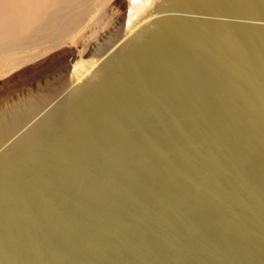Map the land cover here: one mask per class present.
Masks as SVG:
<instances>
[{"label":"bare ground","instance_id":"6f19581e","mask_svg":"<svg viewBox=\"0 0 264 264\" xmlns=\"http://www.w3.org/2000/svg\"><path fill=\"white\" fill-rule=\"evenodd\" d=\"M115 1L0 0V82L69 41L92 57L88 68L83 66L88 76L82 74L81 84L65 80L54 93L32 94L29 81L0 84V264H53L44 259L45 252L74 264L52 240L45 239L47 249L42 247L33 228H44L45 213L70 222L56 208L52 170L63 174L61 186L75 187L79 209L84 207L79 198L95 197L121 220L125 217L120 218L99 182L139 205L147 221L150 214L143 210L148 201L145 205L138 194H128L116 175L124 173L139 188L144 185L139 173L153 177L159 172L173 190L184 178L182 183L199 186L200 197L221 205L218 219L212 214L214 222L226 228L235 224L249 239L264 237V219H258L264 215V0H129L123 13L115 11ZM8 91L13 97L2 99ZM196 157L204 167L197 166ZM107 159L112 163L105 165ZM247 164L258 171L248 173ZM211 169L235 180L231 195L221 190V175ZM43 181L52 187L44 189ZM151 186L146 188L155 198L164 197L161 188ZM61 192L67 208L71 197ZM187 193L180 195L186 203ZM226 206L232 207L230 217ZM241 207L252 213L250 221ZM165 208L159 217L166 216ZM194 210L193 218L202 214ZM118 219L117 226L127 231ZM172 221H167L170 226ZM70 224L75 231L78 223ZM93 226L88 224L89 240L94 239ZM144 232H139L140 241L151 249ZM248 241L235 247L264 264L261 250L254 252ZM206 251L212 252L211 247Z\"/></svg>","mask_w":264,"mask_h":264},{"label":"rangeland","instance_id":"374dc122","mask_svg":"<svg viewBox=\"0 0 264 264\" xmlns=\"http://www.w3.org/2000/svg\"><path fill=\"white\" fill-rule=\"evenodd\" d=\"M128 1L129 0H116L113 3V8H115V11L117 10L118 13H123L126 10V7L128 6ZM116 8H118V9H116ZM105 33H106V30L103 33L104 40L107 39L106 36H104ZM101 42L102 41L92 42L91 44H92V46H94V45H98ZM84 45H85V43H84ZM91 58L92 57L88 53L82 52V45L81 44L69 41V42L61 45L59 50L54 52L49 57H41V59L30 62L29 65L27 64L22 69L18 70L17 72L12 73L6 79H2L0 84L4 81H8V80L11 81V85L15 84V83L20 84V83H24V82L29 81V83L32 84V86L30 87V89L32 90L31 91L32 94H37L38 92L39 93L42 92V94L54 93L62 86V84L65 82V80L66 81L68 80L69 83L76 82V83H78V85L81 84L82 83L81 79L82 78L85 79L88 76V74H85V71H86L85 68H88L89 64H87L88 63L87 61L90 60ZM81 66H82V68H80ZM75 67H77L76 72L74 74H72L71 77H70V75L67 77V73H69L70 71L72 72ZM82 74L84 76H86V75L87 76L84 78V76L82 77ZM83 79H82V81H83ZM4 88H7L6 85ZM10 97H13V95L10 94L8 91V94L6 96L2 97V99L8 100ZM198 158H200V159H198ZM198 158L197 157H196V159L194 158V161L196 160L195 162H196L197 166L201 167V168H202V166L204 167V165H205L204 160H202L201 157H198ZM55 161L59 162L58 160H55ZM107 162L109 164L112 163L111 159H107L105 165H107ZM223 162L228 164V162H227V160H225V158H224ZM94 163L95 162H93V164ZM166 163H168V162H166ZM180 163L181 162L179 159V164ZM244 167H245V165H244ZM245 168H246V171L248 169L247 172L250 174L251 173L254 174L255 172L258 171L257 168L252 167L248 164L246 165ZM214 171L215 170H212L211 172H214ZM50 172H52L50 177L53 181V183L51 185L58 192L57 193L56 208H57L59 213H66V216L70 218L69 219L70 222H63V221H60V219H57L54 217H48L51 214L45 213L46 216L48 215L47 216L48 218L45 217L46 221H44V223H45L43 226L44 228H42V230H41L40 227L37 225H34L33 228L34 229L36 228L35 229L36 234H37V236H39V238L40 237L42 238L43 244H45L47 239H50V241L52 240L51 241L52 245L54 247L58 246V247L64 249L67 258L70 261H72L74 264H93V263L94 264H257V262L251 260L250 257L247 256V253L241 252L242 250H239V249L237 250V248L235 247V244L237 242L238 243L241 242L242 244H245V242L247 240H249V241L251 240L250 242H253V244L251 243L252 245L249 243V241L247 242V244H250V247L251 246L255 247V248L253 247V251L255 250L254 252L257 251L256 253H258L259 250H261V253L263 256L262 260L264 262V248H263L264 247V237L261 235H260L261 238L256 237V235L254 233L255 236L253 235L254 237L252 238V235H251L250 239H249V238H246V236L248 237V235L242 236L244 234H242V233L240 234L238 232V229H237L238 227L236 228L235 224L230 223L229 224L230 227L227 226V228H226L225 226H222L221 223H219L220 220L217 222L215 221L216 222L215 223L214 219H216V218L218 219V216H219L218 213L221 212V210H220L221 208L219 209L218 205L219 206H221V205L220 204L217 205V201L215 202V200H213V199L209 200V199H203L202 197H200L202 195H201V189L197 188L199 186H196V184L194 185V183L189 182V181H186V182L183 181V183H182V180H185L184 178L183 179L181 178V180H178L175 182L176 188L173 190L172 185H169V182L166 180V178H164L162 173H159V172H157L156 176H153V177H155L154 179H152L153 178L152 176L147 174L148 176H150V177H148L146 175V173H143V172L139 173V177H141V180H142L141 182L144 183V185L140 184L141 186L139 185V188H138V186L136 187V186L130 184L129 181L127 180V177H125L126 175L124 173H120V174L116 175L115 178H117L119 183L128 191V194H130L132 196H136V194H138L137 197L141 196L140 198H142L143 201H145V205H146V202L148 201L147 205L149 206L148 209L150 211L147 210V208H146L148 206H145L146 209L144 208V210H143L144 214H146L147 216H148V214H150L148 216L149 220H147V221H145V217L143 219V217L140 216L142 214H141V211H139V210H141L139 205H137L136 203H133V202H132L133 205L129 204L130 201L124 200L119 192L117 193V191L110 188V186L108 187L107 185H103V184H101V182H99L98 186H100V188L104 192H106V194H109L108 196L110 198H112L111 199L112 202L114 201V203H113V205H115L114 207H117L116 209L118 210V212L119 211L121 212L122 215L120 214V216H121L120 218L125 217V219L122 218V220H121V219H118L115 217V215L112 213L111 207L109 205L105 204L103 201H101L98 198L96 199L95 197L91 198V196L83 195L82 199L81 198H79V199H80V201H82L81 203L84 202L82 204V205H84V207H83V209H79V207L76 204L77 197H76V189H74L75 187H73L71 185H65L66 187H63L60 185V181L63 177V174L61 173V171L53 172V170H52ZM139 172H140V170H139ZM216 173H217L219 178H220L219 174L221 175V179H222L221 181L224 184V187L222 185L223 189H221V190H223L225 192V195H229V192L231 191L230 192V195H231L232 189L235 186L234 182L232 181L234 179L232 177H230V179L228 180L226 178H229V176H227V177L225 176L226 178H224L223 174H221V173L218 174V172L215 171V174ZM104 174H106L108 176L109 173L107 174V172H105ZM104 174H101V175H104ZM122 174H124L125 176ZM161 175H162L163 179H161L162 178ZM157 176L159 178L161 177L160 178L161 180ZM202 177H204V176H202ZM156 178H157V180H156ZM150 179H151V181H150ZM227 181H229V182H227ZM187 182H189V183H187ZM190 183H192V185ZM42 184H43L44 189H49L52 187L51 185H49V183H46V181L45 182L43 181ZM149 184L152 185L151 188L152 187L157 188V189L161 188L159 190H161V192L163 191L164 197H162V198L156 197L155 198V195L150 190H148V189H150ZM204 185L208 186V184L206 185V181L204 182ZM229 185L230 186L232 185V186L230 187ZM156 186H158V187H156ZM178 186L181 187L182 190H181V188H178ZM131 187H134V189H131ZM141 187H143L142 191H141ZM188 187H190V188H188ZM261 187H262L261 188L262 191L264 192V188H263L264 182L261 184ZM226 188H228V189H226ZM143 189H144V191H143ZM63 190L68 192V194L71 197V204L67 208L62 203V199L60 197V195L62 194L61 191H63ZM136 191H138V192H136ZM182 191L184 193L188 192L187 194H188L190 200L187 203L182 200V198L184 196L183 195L184 193ZM142 192H143V194H141ZM171 192L172 193L175 192V194H174L175 196ZM170 193H171V196H170ZM139 194H141V195H139ZM142 195H144V196H142ZM172 195H173V197H172ZM180 195H183V196H180ZM167 196L170 199H168ZM171 197H172V199H171ZM157 198H158V200H157ZM163 198H164V200L162 202L161 199H163ZM193 198H194V200H193ZM37 200L40 203L42 201V206L44 207V203H45L44 198L42 197V200H41V197H39ZM198 200H200V201H198ZM204 200H206L207 202ZM208 201H210V202H208ZM185 203H186V205H185ZM206 203H207V206H205ZM161 204H162V206H160ZM201 205H204L203 208H205V211H207V209L209 208L211 210V212L213 211V213H211L210 211H209L210 213L208 211L207 212L203 211L204 209L200 207ZM209 205L211 207H209ZM196 206L198 208L200 207L199 211H197ZM160 207L161 208L163 207L166 209V210H164V212H166V213H164L166 216L163 215L162 216L163 218L161 216L160 217L158 216L161 214V211L163 213V210H161ZM193 208L196 209L197 212L201 211L200 212V213H202L201 215H203V213L205 212V215H207V216L199 215L200 216L199 217L198 214H200V213H197L196 215L198 217L195 218L196 217L195 216L194 217L195 219H194L192 214H191L192 211L193 212L195 211ZM42 209H43L42 211L46 212L44 210V208H42ZM159 209H160V212H158ZM226 209L229 211V212L225 211L226 214L232 213L231 212L232 207L230 208L229 206L228 207L226 206ZM245 209L246 208L241 207L240 212L242 211L241 214L244 215L245 217L248 216V217H246V219L249 220L252 218V216H250V214L252 215V213L249 212L247 209L246 210ZM223 210H225V207ZM172 211H174V212H172ZM184 213H187V214H184ZM210 214H211V217L209 216ZM212 214L214 216H216L214 219H213L214 216ZM228 216L230 217L231 215H228ZM155 217H157V218L155 219ZM117 219L121 220L123 222L125 221L124 225H127V226H125V227H127L126 228L127 231H122L121 228L119 226H117V225H119V222L117 221ZM166 219H168V220H166ZM258 219L263 220L264 215L263 214L259 215ZM43 220H44V218H43ZM165 220H166V222L172 221L174 223L173 224L174 226H170L167 222V225L169 226V227H167V225H165V223H166ZM196 221H198V222L196 223ZM72 222L78 223V226L76 227L75 231L71 227L70 223H72ZM123 222L121 224L122 226H123ZM261 222L264 223V221H261ZM191 223H192V225L196 224L197 227L200 228L201 231H203V233H204L203 235H205L206 238L197 234L194 231V227L191 225ZM251 223H252V221H251ZM88 224L94 225L93 227L95 229L98 226V228L96 230L93 229V232L95 231L93 240H89V238H88V233H89ZM232 225H234V226H232ZM100 226H101V228H100ZM161 226H162V228H164V231L161 229ZM102 227H103V229H102ZM224 227L226 228V232H224L225 234L222 235L221 230L224 229ZM220 228H222V229L220 230ZM139 230L142 232L145 231L144 233H146L149 236V238L152 240L151 241L152 242V248L151 249H147L143 246V243L141 242L142 240L140 238V234H139L140 231ZM162 231H163V233H162ZM262 238H263V240H262ZM43 240H45V241H43ZM44 246H46L45 248L47 249V244L42 245V247H44ZM207 246L211 247L212 252L206 251ZM28 249L31 250L30 251L31 254H34L30 247H28ZM42 249H44V248H42ZM46 249H44V251H46ZM261 253H259V254H261ZM43 257L46 261L53 262V264H66V262L63 261L62 259H60L59 257L51 256V254L49 252H45V254H43Z\"/></svg>","mask_w":264,"mask_h":264}]
</instances>
